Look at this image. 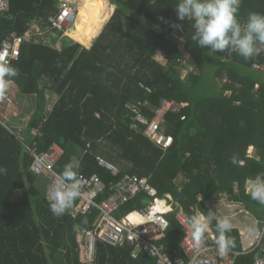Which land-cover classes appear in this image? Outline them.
<instances>
[{"label":"trees","instance_id":"16d2710c","mask_svg":"<svg viewBox=\"0 0 264 264\" xmlns=\"http://www.w3.org/2000/svg\"><path fill=\"white\" fill-rule=\"evenodd\" d=\"M10 2L11 11L0 15V49L4 41L26 37L36 25L44 39L50 38V44L31 40L20 47L19 58L10 64L18 75L10 82L35 102L37 117L30 128L38 131L31 137L39 151L54 144L63 148L58 174L78 156V173L98 174L105 182L120 181L125 174L147 178L157 198L169 195L189 218L197 211L207 215L205 202L226 194L264 223V205L246 189L248 178L264 173V73L253 68L260 57L245 59L235 51L209 53L199 47L191 39L194 22L177 20L179 0ZM63 2L78 11L69 33L70 28L61 31L49 23ZM252 12L264 13V0H243L241 21ZM173 22L182 28H172ZM159 50L167 65L154 58ZM186 57L194 70L183 78L179 68ZM51 96L57 101L48 112ZM165 100L182 105L180 112H169L162 120L161 131L173 138L167 150L144 135L146 126L132 109L139 105L141 114L153 121ZM98 156L122 166L118 178L98 165ZM32 164V156L0 124V167L7 169L0 174V264H83L77 233L80 227H93L97 212L73 218L69 212L77 200L63 217L54 216L36 185ZM181 175L184 181L178 186ZM146 198L132 200L117 217L141 208ZM168 219L164 243L174 251L184 232L175 214ZM215 224L210 227L218 237ZM228 235L232 249L240 251L239 231L232 229ZM254 259V254L240 256L235 264H253ZM93 264L155 261L135 254L131 246L98 241Z\"/></svg>","mask_w":264,"mask_h":264},{"label":"built area","instance_id":"2783aa9c","mask_svg":"<svg viewBox=\"0 0 264 264\" xmlns=\"http://www.w3.org/2000/svg\"><path fill=\"white\" fill-rule=\"evenodd\" d=\"M10 11V0H0V15L8 14ZM77 16V9L63 2L59 13L49 18V23L55 29L67 31L75 25ZM25 42H30L27 36L17 38L13 42L4 41L0 49V62L10 65L16 61L19 58L20 47ZM259 47L261 51L256 56L262 61H257L253 68L264 73V45ZM138 106L132 105V109L137 115L136 120L146 126L144 135L164 150L170 148L173 138L161 131L162 120L169 112H180L182 105L163 101L156 110V118L153 121H148L141 114ZM50 111H52L51 106L48 108V112ZM8 131L16 138L23 150L32 156V173L38 178L45 174L50 176V184L46 193L48 201L49 189L58 176L55 168L65 154L63 148L52 145L48 151H39L34 138L31 143L28 142L22 129L8 128ZM33 135L37 137L38 131H33ZM97 162L101 168L109 171L113 178L119 177L121 172L119 168L100 157H97ZM79 178L83 185L82 195L69 215L76 219L97 212L93 227H80L77 233L80 244V261L83 264H93L95 261L98 241L112 247L131 246L135 254L147 255L154 259L155 264H235L238 257L253 254L255 256L253 264H264V223L256 230L251 229L247 232L232 228L239 230L241 250L231 248L221 255L215 243L217 237L213 231L206 233L205 242L199 248L195 246L191 237L190 218L179 204L172 201L169 195L166 196L167 199L157 198V191L151 186L149 179L125 174L120 181L105 182L98 175L87 176L81 173H79ZM142 195H146L147 198L141 200V208L130 211L120 218L117 217V213L123 206ZM212 204L216 205H213L214 207L223 205V209L230 213L228 218L231 222L243 213L248 214L242 209L240 203L233 201L228 195H224V199L214 201ZM170 214H175L184 232L180 247L174 251H171L164 243L170 227L168 219ZM225 217L227 216H223Z\"/></svg>","mask_w":264,"mask_h":264},{"label":"clouds","instance_id":"9594fccd","mask_svg":"<svg viewBox=\"0 0 264 264\" xmlns=\"http://www.w3.org/2000/svg\"><path fill=\"white\" fill-rule=\"evenodd\" d=\"M240 0H179L175 6L178 21L185 19L194 22L191 39L209 53L237 52L245 59H250L261 51L264 45V13L252 12L242 22L239 16ZM163 23H169L160 18ZM174 29L182 28L181 24L171 23ZM18 75V70L7 63L0 62V96L8 89L10 80ZM235 163V160H233ZM7 169L0 167V174ZM82 183L78 166L67 163L49 189L48 201L52 214L63 217L74 206L82 195ZM250 197L264 205V173L250 177L246 181ZM216 220L215 228L218 237L215 241L221 255L227 253L234 241L228 235L233 224L228 217L217 219L215 213L194 214L190 218L191 237L197 248L205 242L210 224Z\"/></svg>","mask_w":264,"mask_h":264},{"label":"crops","instance_id":"0c3cea01","mask_svg":"<svg viewBox=\"0 0 264 264\" xmlns=\"http://www.w3.org/2000/svg\"><path fill=\"white\" fill-rule=\"evenodd\" d=\"M242 2H243V0H240V5L242 4ZM72 27H74V26H72ZM35 29H37V31H35ZM27 38H28V41L36 40V42L39 43L42 40V42H43V40L45 41V39H44L45 38V33L42 30H41V33H40V28L38 27V25H36V26L32 27L30 33L27 35ZM46 40L47 41H45L44 43L45 44H50V38H46ZM60 41L56 42V48L57 49L61 48V46L58 45V42L61 44ZM14 87L15 86L10 82L6 92L3 94V96H0V109L1 108H8L9 109V111L8 110L2 111V112L0 111V124L7 131H8V128H12V129H15V130L22 129L24 131L26 137H28L27 141L31 143L32 142L31 135L34 136L33 135V131H35V130L34 129L31 130L30 126L32 125L34 118L37 117L36 116L37 111H36L35 102L32 99L33 100L32 109H31L32 111L29 113V116L27 118H24L25 115H23L22 118H20L19 115H18V110H17V112L15 111V107L11 105L10 101L6 102V100H8V97L10 95H12L13 89L16 88V87L15 88ZM16 91L19 93L18 90H16ZM23 97H25V96H23ZM26 98H29V97H26ZM56 101H57V98L54 97V96H51L50 97V101L47 103L46 108L48 109L50 106L53 108L54 102H56ZM28 132H30V135H28L29 134ZM54 145H58V144H54ZM58 146H60V145H58ZM254 153H255V148L253 146H251L249 148V154L251 156H253ZM98 157L103 158L105 161H107V159H105L104 156H98ZM73 162L76 163L77 166L79 167L80 159L78 158V156L73 157ZM107 162H109V161H107ZM109 163L113 164L111 162H109ZM113 165L116 166L117 168H119L118 167L119 165L118 166L115 165V164H113ZM95 175H98V174H95ZM46 184H47V187H46ZM49 184H50V176L49 175L45 174V175L41 176L40 178L37 177L36 185L43 192V195L45 197H46V193H47ZM202 199L203 198L200 197V200H202ZM220 199H221V196H219L218 198H213V199L207 200L205 202L206 208L208 210L213 211L215 213V216H216L217 219L223 218V216H227V217L230 216V213L223 209V205H217V207H214L216 205L212 204L214 201L217 202ZM241 206H242V209L245 210L248 213V214L243 213L239 217H237V219H236L237 222H238V225H239V227H237V228L240 229L241 232H247L248 230H251V228L253 226L259 227V226H261V224H263V222H261L259 219L258 220L257 219L253 220L249 216L250 215V211L244 205L241 204ZM198 213H200V212L197 211V214ZM233 223H234V221H233ZM208 232H212V229H211L210 226H209ZM77 242H78V238H77ZM78 247H79L78 248L79 259H80V244H79V242H78ZM240 248H241V246H240Z\"/></svg>","mask_w":264,"mask_h":264},{"label":"rangeland","instance_id":"374dc122","mask_svg":"<svg viewBox=\"0 0 264 264\" xmlns=\"http://www.w3.org/2000/svg\"><path fill=\"white\" fill-rule=\"evenodd\" d=\"M74 27H75V26H74ZM74 27H73V28L71 27V28L68 30V33H69V32H72V31L74 30ZM35 31H37V29H35ZM35 31H34V32H35ZM66 37L72 39L71 36H68V35H67ZM72 40H73V39H72ZM45 41H47V40L45 39ZM45 41L43 40V42H45ZM75 41H76V40H75ZM41 42H42V40H41ZM60 42H61V41H60ZM58 45L61 46V44H60L59 42H58ZM154 58H155L158 62H160L162 65H167V64L169 63L168 58H166V57L163 55V53H161L160 51L155 52V54H154ZM189 63H191V64L194 65L193 61L190 60L188 57H186V58L184 59V61L182 62V66L179 68V69H180V74H181V76H182L183 78L186 77L187 73L192 72V71L194 70V67H189V66H188ZM207 84L210 85L211 82H209V81L207 80ZM208 87H209V86H206V88H208ZM14 88H15V87H14ZM16 90H17L16 88L13 89L12 95H10V96L8 97V100H6V102H7V101H10L11 105L15 107V111L17 112V110H18V115H19L20 118H22L23 115H25L24 118H27V117L29 116V113L32 111L31 109H32L33 100H32L31 98L23 97V96L20 95ZM205 91H206V92H209V91H207V90H205ZM211 92H213V89H212V88H211ZM16 102H17V103H16ZM5 110H8V111H9L8 108H1V109H0L1 112H2V111H5ZM16 114H17V113H16ZM126 164H127L126 166H128V163H126ZM118 167L121 168L120 166H118ZM182 177H183V176L181 175V176H179V178L176 180V184H177L178 186H182V182L184 181V179H182ZM46 187H47V184H46ZM224 195H225V194H221V195H220V196H222L221 199H224ZM252 209L255 210V211H257L256 208H252ZM242 216H243V215H242ZM242 216H241V217H242ZM249 216H250L253 220H256V219L258 220L257 216H256L252 211H250V215H249ZM238 217H239V216H238ZM232 224H233V228H237V227H239L237 220H235L234 223L232 222ZM251 229H252V230H256V229H257V226H253Z\"/></svg>","mask_w":264,"mask_h":264},{"label":"water","instance_id":"95a60500","mask_svg":"<svg viewBox=\"0 0 264 264\" xmlns=\"http://www.w3.org/2000/svg\"><path fill=\"white\" fill-rule=\"evenodd\" d=\"M259 257H261V253H259Z\"/></svg>","mask_w":264,"mask_h":264}]
</instances>
